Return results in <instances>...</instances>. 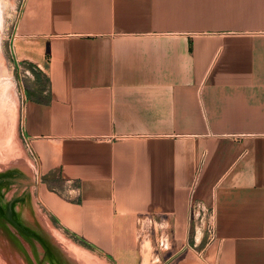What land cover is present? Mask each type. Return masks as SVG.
Returning a JSON list of instances; mask_svg holds the SVG:
<instances>
[{
	"label": "crops",
	"instance_id": "crops-1",
	"mask_svg": "<svg viewBox=\"0 0 264 264\" xmlns=\"http://www.w3.org/2000/svg\"><path fill=\"white\" fill-rule=\"evenodd\" d=\"M10 47L40 205L98 264H264V0H24Z\"/></svg>",
	"mask_w": 264,
	"mask_h": 264
},
{
	"label": "rangeland",
	"instance_id": "rangeland-1",
	"mask_svg": "<svg viewBox=\"0 0 264 264\" xmlns=\"http://www.w3.org/2000/svg\"><path fill=\"white\" fill-rule=\"evenodd\" d=\"M23 1L0 0V264H98L38 200L37 167L21 134L22 103L45 84L16 63L10 47Z\"/></svg>",
	"mask_w": 264,
	"mask_h": 264
},
{
	"label": "built area",
	"instance_id": "built-area-1",
	"mask_svg": "<svg viewBox=\"0 0 264 264\" xmlns=\"http://www.w3.org/2000/svg\"><path fill=\"white\" fill-rule=\"evenodd\" d=\"M25 146L27 147L30 155L33 158L32 152L29 148V145L27 144V142H25ZM190 216L193 219H198L199 222H201L203 220V218H205L204 220V230L205 233L208 237V239H211L213 236V216H212V212L208 211L201 203L199 202H194L192 203L191 207H190ZM141 220H143V217L139 218L137 220V222H140ZM140 225L142 226L143 223Z\"/></svg>",
	"mask_w": 264,
	"mask_h": 264
},
{
	"label": "bare ground",
	"instance_id": "bare-ground-1",
	"mask_svg": "<svg viewBox=\"0 0 264 264\" xmlns=\"http://www.w3.org/2000/svg\"><path fill=\"white\" fill-rule=\"evenodd\" d=\"M9 99H10V98H9ZM15 106H16V105H15ZM6 109H9V108H6ZM6 109H5V110H6ZM11 109H12V108H11ZM0 110H1V109H0ZM2 111H3V110H2ZM10 111H11V110H10ZM14 111H15V110H14ZM3 112H4V111H3ZM11 112H12V111H11ZM0 113H2V112L0 111ZM11 114H12V113H11ZM0 116H1V115H0ZM1 118H2V117H1ZM1 118H0V119H1ZM0 121H1V120H0ZM11 122H12V124L15 126V124H14V123H15V122H14V119H13V121H11ZM14 126H12V127H14ZM0 129H1V127H0ZM3 130H4V129H3ZM1 131H2V129H1ZM12 131H13V130H12ZM4 133H5V132H4ZM1 134H2V133H0V135H1ZM3 135H4V134H3ZM11 137H12V136H11ZM11 150H12V149H11ZM67 248H68V247H67Z\"/></svg>",
	"mask_w": 264,
	"mask_h": 264
}]
</instances>
